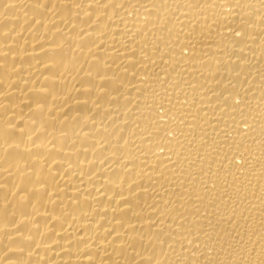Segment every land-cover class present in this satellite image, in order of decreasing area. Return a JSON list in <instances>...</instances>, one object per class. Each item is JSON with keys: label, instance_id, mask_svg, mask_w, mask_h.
Wrapping results in <instances>:
<instances>
[{"label": "bare ground", "instance_id": "6f19581e", "mask_svg": "<svg viewBox=\"0 0 264 264\" xmlns=\"http://www.w3.org/2000/svg\"><path fill=\"white\" fill-rule=\"evenodd\" d=\"M0 264H264V0H0Z\"/></svg>", "mask_w": 264, "mask_h": 264}]
</instances>
